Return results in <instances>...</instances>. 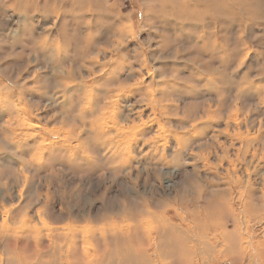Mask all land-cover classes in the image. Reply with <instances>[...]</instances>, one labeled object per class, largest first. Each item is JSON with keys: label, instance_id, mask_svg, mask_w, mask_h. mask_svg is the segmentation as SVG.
Listing matches in <instances>:
<instances>
[{"label": "clouds", "instance_id": "obj_1", "mask_svg": "<svg viewBox=\"0 0 264 264\" xmlns=\"http://www.w3.org/2000/svg\"><path fill=\"white\" fill-rule=\"evenodd\" d=\"M0 16V264H264V0Z\"/></svg>", "mask_w": 264, "mask_h": 264}, {"label": "rangeland", "instance_id": "obj_2", "mask_svg": "<svg viewBox=\"0 0 264 264\" xmlns=\"http://www.w3.org/2000/svg\"><path fill=\"white\" fill-rule=\"evenodd\" d=\"M0 25L3 26V30L5 32H14L17 29H20L21 31L28 30L32 25L30 20H27L25 18H12L8 19L7 17L0 16ZM14 161L8 160L7 164L0 162V169H7L10 167Z\"/></svg>", "mask_w": 264, "mask_h": 264}]
</instances>
